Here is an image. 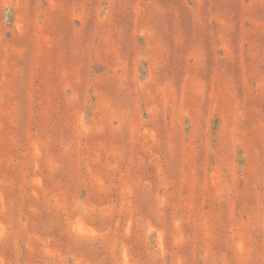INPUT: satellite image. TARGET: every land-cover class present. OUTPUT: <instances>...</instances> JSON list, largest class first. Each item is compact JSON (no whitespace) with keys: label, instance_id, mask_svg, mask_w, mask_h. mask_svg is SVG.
I'll list each match as a JSON object with an SVG mask.
<instances>
[{"label":"rangeland","instance_id":"obj_1","mask_svg":"<svg viewBox=\"0 0 264 264\" xmlns=\"http://www.w3.org/2000/svg\"><path fill=\"white\" fill-rule=\"evenodd\" d=\"M0 264H264V0H0Z\"/></svg>","mask_w":264,"mask_h":264}]
</instances>
